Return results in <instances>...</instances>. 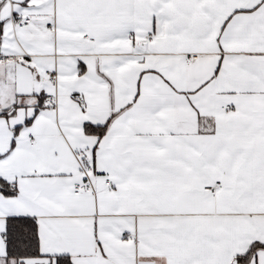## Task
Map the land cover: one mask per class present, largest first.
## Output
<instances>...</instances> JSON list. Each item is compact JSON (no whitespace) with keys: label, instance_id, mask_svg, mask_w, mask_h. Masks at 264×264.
Masks as SVG:
<instances>
[{"label":"snow or ice","instance_id":"obj_1","mask_svg":"<svg viewBox=\"0 0 264 264\" xmlns=\"http://www.w3.org/2000/svg\"><path fill=\"white\" fill-rule=\"evenodd\" d=\"M0 264H264V0H0Z\"/></svg>","mask_w":264,"mask_h":264}]
</instances>
